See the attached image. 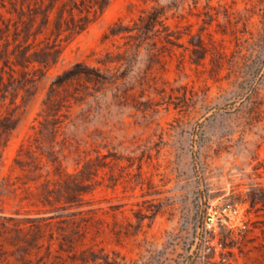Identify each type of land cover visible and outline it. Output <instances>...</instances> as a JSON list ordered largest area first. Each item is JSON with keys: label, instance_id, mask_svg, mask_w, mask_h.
<instances>
[{"label": "rangeland", "instance_id": "obj_1", "mask_svg": "<svg viewBox=\"0 0 264 264\" xmlns=\"http://www.w3.org/2000/svg\"><path fill=\"white\" fill-rule=\"evenodd\" d=\"M0 142V264H264V0H0Z\"/></svg>", "mask_w": 264, "mask_h": 264}, {"label": "trees", "instance_id": "obj_2", "mask_svg": "<svg viewBox=\"0 0 264 264\" xmlns=\"http://www.w3.org/2000/svg\"><path fill=\"white\" fill-rule=\"evenodd\" d=\"M9 125L4 127V130L7 131L9 129ZM2 149V143L0 142V151ZM229 203L233 206H236L239 202H249L251 208H256L257 211H260L262 216L264 217V187L257 186L250 188L245 194L242 192H232L228 196ZM250 210V209H248ZM260 221H264V218ZM244 226L239 227V236L236 235V229L234 227H222L224 230L222 231L219 242L223 247H233L235 243H238L240 240L243 241L246 239L247 231L250 230L249 220L244 221ZM261 230H264V223L259 226Z\"/></svg>", "mask_w": 264, "mask_h": 264}]
</instances>
